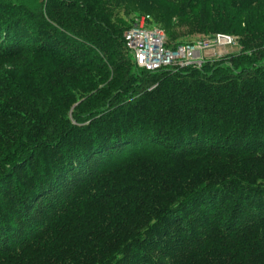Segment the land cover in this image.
Returning <instances> with one entry per match:
<instances>
[{
	"label": "trees",
	"instance_id": "16d2710c",
	"mask_svg": "<svg viewBox=\"0 0 264 264\" xmlns=\"http://www.w3.org/2000/svg\"><path fill=\"white\" fill-rule=\"evenodd\" d=\"M143 15L238 50L141 67ZM0 264H264V0H0Z\"/></svg>",
	"mask_w": 264,
	"mask_h": 264
},
{
	"label": "built area",
	"instance_id": "2783aa9c",
	"mask_svg": "<svg viewBox=\"0 0 264 264\" xmlns=\"http://www.w3.org/2000/svg\"><path fill=\"white\" fill-rule=\"evenodd\" d=\"M141 19H147V16L143 15ZM141 19L125 31V37L126 45L134 53L137 64L147 69L201 66L205 58L213 57L218 53L219 56L222 55L221 48H226L227 44H237V39L233 35L218 32L213 37H203L197 41L171 46L162 27L148 26Z\"/></svg>",
	"mask_w": 264,
	"mask_h": 264
},
{
	"label": "rangeland",
	"instance_id": "374dc122",
	"mask_svg": "<svg viewBox=\"0 0 264 264\" xmlns=\"http://www.w3.org/2000/svg\"><path fill=\"white\" fill-rule=\"evenodd\" d=\"M141 17H139V19H136L134 21H136V22L139 21L141 19ZM193 18H194L193 15H190L186 18H176L175 17L171 20L170 26H167V24L166 23L164 24L163 22H159V24H157L156 26L162 27L166 31V34L169 35V38L172 41H182V40L197 41V40H199L205 36H203V33L198 32L196 27L192 24ZM141 20H143V19H141ZM143 22L147 23V19H144ZM152 24H155V23H151V24L148 23V25H150V26ZM175 35H176V38H175ZM231 35H233V34H231ZM234 37L237 38V36H234ZM221 49H223L222 50L223 54L228 53V52H234V51L238 50V45L235 44L233 46L231 44H227L226 48L224 47ZM217 56H219V53L216 55V57Z\"/></svg>",
	"mask_w": 264,
	"mask_h": 264
},
{
	"label": "bare ground",
	"instance_id": "6f19581e",
	"mask_svg": "<svg viewBox=\"0 0 264 264\" xmlns=\"http://www.w3.org/2000/svg\"><path fill=\"white\" fill-rule=\"evenodd\" d=\"M127 47H128V46H127ZM129 50H130V49H129ZM130 51H131V50H130ZM131 52H132V51H131ZM132 53H133V52H132ZM133 54H134V53H133ZM199 54H201V52H199ZM214 57H216V55H214L213 57H209V58H214ZM207 59H208V57L205 58V61H206ZM205 61H204V62H205ZM204 62H203V63H204Z\"/></svg>",
	"mask_w": 264,
	"mask_h": 264
}]
</instances>
